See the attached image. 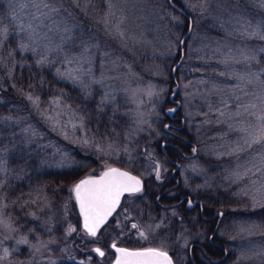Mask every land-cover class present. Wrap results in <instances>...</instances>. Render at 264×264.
<instances>
[{"label":"rangeland","instance_id":"rangeland-1","mask_svg":"<svg viewBox=\"0 0 264 264\" xmlns=\"http://www.w3.org/2000/svg\"><path fill=\"white\" fill-rule=\"evenodd\" d=\"M175 1L192 21L181 58L179 42L187 26L167 0H78L79 7L72 0H57L62 10L45 21L46 27L33 32L31 39L28 26L36 24L31 19L36 9L30 0H0V28H8V39L2 35V40H13L22 54L53 69L58 81L83 100L95 101L98 112L109 111L111 127L97 133L83 113L59 99L46 105L28 100L29 109L0 125L3 131L14 128L24 149L53 170H70L83 161L93 167L86 176L99 175L105 166L120 168L122 164L128 171L135 167L138 176L148 179L155 175L156 162L162 166L161 174L165 170L152 144L167 137L165 111L176 101V125L182 123L191 135L189 155H195L178 163L179 186L192 199L205 192L214 199L219 198L218 193L225 196L216 201L222 209L211 216L215 220L208 241L221 242L226 259L222 264H264V146L247 149L244 145L248 137L244 130L251 131L250 125L256 124L248 113L264 110V51H260L264 49L260 39L264 8L261 0ZM21 4L29 6L21 8ZM2 61L0 68L4 67ZM178 62L174 81L171 71ZM105 97L108 103L102 105ZM85 139L88 145L83 144ZM241 145L246 150L236 151ZM6 158L2 148L0 171L6 170ZM173 170L171 167L169 172ZM141 195L124 198L110 219L115 225L103 228L98 244H93L83 233L70 191L68 199L55 209L44 191L30 193L17 207L21 218L27 214L32 221L28 233L22 234L12 220L16 232L0 229V255L4 248L10 253L3 264H58L77 257L112 264L115 254L108 245L115 241L124 247L121 240L132 223L139 224L147 235L146 248L163 247L173 254L174 264H187L188 253L200 249L193 242L198 236L185 229L173 241L155 237L162 221L141 222L135 204ZM3 204L0 200V206ZM221 212L223 216L216 217ZM126 213L130 219H125ZM69 225L77 231L66 235ZM35 226L32 242L29 234ZM6 235L10 238L4 239ZM22 237H27V245L16 243ZM94 246H101L105 256L91 252Z\"/></svg>","mask_w":264,"mask_h":264},{"label":"trees","instance_id":"trees-1","mask_svg":"<svg viewBox=\"0 0 264 264\" xmlns=\"http://www.w3.org/2000/svg\"><path fill=\"white\" fill-rule=\"evenodd\" d=\"M176 4L182 8L178 3ZM184 22L188 26L187 20ZM0 40H2V35H0ZM10 53L11 55H9ZM0 60H3L4 65L3 68H0V123L13 120L18 113L29 109L27 108L28 99L26 97L31 95L34 99L38 97V103L41 105L59 99L64 105L77 108L80 113L84 114L88 126L93 127L99 134H101V130L104 129L106 132L111 127L107 122V112L109 111L98 112V104L95 101L83 100V96L56 79L53 69L38 63L29 54H22L13 40H5L0 44ZM7 130L10 132L6 133ZM7 130L3 131L0 125V150L3 148L7 153L6 172L3 169L0 171V185H2L0 198H4L2 202L8 205L5 208L6 216H10L12 222L18 225L21 233L25 234L28 233V223L32 221L27 214L21 218L18 213L17 207L22 202L20 200L30 193L44 191L47 198H52L53 207L51 208L55 209L68 199L70 187L84 178L93 167L91 168L92 165L87 162L79 161L78 166L70 170H53L46 164H41L39 158L36 159L37 157L32 152L29 154L24 149L23 141L14 136V128H7ZM181 136L193 142L186 128L181 130ZM163 140H167L175 148L165 147L164 150H161V142L156 141L152 144V148L156 151L165 170L159 180L156 179L155 175L143 179V192L141 196L136 197L135 203L138 208L139 219L143 223L162 221L163 226L156 231L155 237L169 238L173 241L181 232L180 230L185 231V229L191 231L192 235H197L198 237L193 242L199 244L200 249L192 251L191 254L188 253L187 264H208L209 261L210 264H222L226 260L223 246L218 239L215 241L217 247L208 241V236L213 232L214 220L207 218L222 209L221 202L218 201L219 204H217L216 201L225 196L218 193L219 198L214 199L209 192L199 194L196 198L202 201V205L200 210L197 207L195 211L166 207L168 204H172L173 199L184 195L180 186L175 189V194L172 196L161 194L169 187L168 171L172 167L170 160L178 163L184 162L182 153L186 151L187 147L184 141L178 139L164 138ZM192 145L191 143L190 146ZM144 161H147V158ZM119 166L122 168V164ZM129 171L136 175L140 174L135 167H131ZM173 211L176 213L175 215H173ZM23 220L27 223L24 224ZM109 224L115 225V220H110ZM128 230L129 232L121 240L122 246L132 249L147 247V235H145L146 239L141 238L137 230ZM36 232L37 226L29 234L32 242ZM102 232L103 230L100 233ZM107 243L108 238L105 244ZM87 244L86 250L88 249ZM170 254L173 257V254ZM213 260L217 263H213ZM95 261L94 258L86 261L83 257H77L70 261L62 260L58 264H96Z\"/></svg>","mask_w":264,"mask_h":264},{"label":"snow or ice","instance_id":"snow-or-ice-1","mask_svg":"<svg viewBox=\"0 0 264 264\" xmlns=\"http://www.w3.org/2000/svg\"><path fill=\"white\" fill-rule=\"evenodd\" d=\"M72 2L76 7H79L78 0H72ZM30 5L36 9V12L31 14V19L36 21V24L35 26L32 24H29L28 26L30 29L28 32L29 39L32 38V33L36 32L38 28L47 26L45 21L50 20L53 14H59L62 10L61 7L57 6V0H30ZM28 6L29 5L27 4L20 5L21 8ZM260 7L264 8V0H261ZM105 23H107V21H105ZM21 31H24V29H21ZM65 31H68V29H65ZM118 34L122 35V33ZM252 34L255 35L256 33ZM0 35H3L4 39H8V28H0ZM260 39L264 40V34L260 35ZM3 42V40H0V44ZM181 43L184 42L181 41ZM19 47L21 49H27L28 46L20 44ZM32 50L34 51L35 49ZM260 51H264V49H260ZM9 55H11V53ZM250 58L255 59V56ZM245 59H249V57H245ZM262 71H264V69H262ZM221 75H223V73H221ZM72 79L75 80L76 77H72ZM147 94L149 96L153 95L151 91ZM26 98L32 101L33 104H37L39 99L38 97L34 99L31 95H28ZM105 103H108L107 97L101 101L102 105ZM250 107L254 108L255 105H251ZM168 111L173 112L175 110L169 109ZM245 112H248L247 106L245 107ZM248 115L255 118L256 124L250 125L251 131L248 129L244 130L248 133L247 139H244V145L247 146V149L253 148L254 145L264 146V110H261L260 113L249 112ZM49 119H51V117H49ZM164 127L167 128L168 125H165ZM25 131H27V129H25ZM89 143V140H83L84 145H88ZM245 150L246 149L243 145L236 149V151ZM98 151L103 152V149L98 147ZM195 151L196 149H193V152ZM161 167V164L156 162L155 175L157 180L161 178ZM0 187H2V185H0ZM69 191L71 193V198H74L75 203L79 208L84 235L89 238V242L98 244V234L108 225L109 218L116 213L117 208L121 204L122 198L125 197L126 194L127 196H136L137 194L142 193L143 185L141 179L132 175L130 172L116 167L105 166L98 176H85V178L75 182L70 187ZM2 199L4 198H0V200ZM192 205L193 201L189 199V208H191ZM7 207V204L0 206V229L8 233H14L18 229L13 227L11 217L5 216L3 212V209ZM175 214L176 213L173 211V215ZM219 215L223 216V213L221 212ZM125 219H130V216H128L127 213L125 215ZM116 227H121V223L119 221L116 222ZM156 227L159 228L161 225L158 224ZM131 229L137 230L139 232V236L146 239L145 232L140 230L139 224L132 223ZM29 231H31V229ZM76 231L77 229L75 227L69 225L66 235H71ZM9 238L10 236L7 235L4 237V239ZM16 243L27 245L29 242L27 237H22L17 240ZM108 246L116 253L115 264H174L172 257L163 247H148L130 250L128 248L118 247L115 241ZM90 251L99 257L105 256V251L102 250L101 246H94L90 249ZM9 255L10 253L8 248H4L3 254L0 255V264L6 262ZM89 259H91V257H89Z\"/></svg>","mask_w":264,"mask_h":264},{"label":"flooded vegetation","instance_id":"flooded-vegetation-1","mask_svg":"<svg viewBox=\"0 0 264 264\" xmlns=\"http://www.w3.org/2000/svg\"><path fill=\"white\" fill-rule=\"evenodd\" d=\"M175 7L177 8V6H175ZM177 120L171 121V125L172 126L169 127L167 130H165L164 132L166 133L167 139H178L180 141H184V143L186 144L187 149H186L185 152L182 153V158L184 160H188L189 158H192V157L195 156L194 154L193 155H189L190 154L189 153L190 152V149L192 147V146H190V144L191 143L193 144V142H191V141H189V140H187V139H185L184 137L181 136V130L184 128V125L181 123L180 126H177L176 125L177 122H178ZM165 122L168 123L167 122V119H165ZM165 141H167V140H165ZM165 141H163V142H165ZM166 148H173L174 149L175 147L172 144L169 143V145L166 146ZM170 163H171V166L174 167V170L173 171H170V172L168 171V173H169V175H168V177H169V187L161 194L163 196H172V195H174L175 194V192H174L175 189H177L178 186H179L177 172H178V169H179L180 165L178 164L177 161H173V160H170ZM176 169H177V171H176ZM189 199H191L194 202L198 198L192 199L189 195L184 194L182 196H179V197L173 199L172 200V204H168L166 207L180 208V209H185L187 211H195V210H197V207H198L199 210H200V207L199 206H195L194 208L189 209L188 208V200ZM200 203H201V201H200ZM200 215H202V213H200ZM207 219L209 220L211 218H207ZM212 245H214L215 247H217V244H215V242H213ZM213 263H217V262L214 261Z\"/></svg>","mask_w":264,"mask_h":264},{"label":"water","instance_id":"water-1","mask_svg":"<svg viewBox=\"0 0 264 264\" xmlns=\"http://www.w3.org/2000/svg\"><path fill=\"white\" fill-rule=\"evenodd\" d=\"M167 2L171 5V6H174L173 5V2H172V0H167ZM183 16H185L186 18H187V20H188V28H187V32L185 33V35L181 38V40H180V42H179V50H180V54L182 55V53H183V47H184V44H185V42H186V40H187V38L189 37V34H190V29L192 28V24H191V21H190V18L188 17V15L186 14V13H184L183 11H181V10H178ZM181 41H183L184 43H181ZM179 66V62L174 66V68H173V70L171 71V75H172V78H173V80H174V76H175V71H176V69H177V67ZM175 93L174 94H172L171 96H170V100L173 102L174 100V97H175ZM172 109H174L175 111H173V112H167V116H168V118L170 119V120H173L174 119V115L176 114V112L178 111V106L176 105V106H174ZM168 125V127L167 128H165L164 127V130H167L170 126H172L171 124H167ZM167 145V143H163L162 144V147H165ZM116 168H118V167H116ZM121 169V168H120ZM121 170H124V169H121ZM124 171H126V170H124ZM132 174V173H131ZM132 175H134V176H137V175H135V174H132ZM138 178H140L139 176H137ZM141 179V178H140ZM141 181H142V185H143V180L141 179ZM125 196H127V194L125 195ZM123 199V198H122ZM122 201V200H121ZM198 204H200V200H196V201H194L193 202V205H192V207L191 208H194L196 205H198ZM77 206V205H76ZM188 208H189V206H188ZM191 208H189V209H191ZM77 210H78V213H79V208H78V206H77ZM114 215V214H113ZM79 216H80V213H79ZM216 217H218V218H221L222 216H220L219 215V213H217L216 214ZM111 218V217H110ZM110 218H109V220H110ZM80 219H81V226H82V218L80 217ZM119 247V246H118ZM113 250V249H112ZM131 250V249H130ZM113 252H114V254H115V258H116V253H115V251L113 250ZM99 257V256H98ZM112 264H115V259H114V261L112 262Z\"/></svg>","mask_w":264,"mask_h":264},{"label":"bare ground","instance_id":"bare-ground-1","mask_svg":"<svg viewBox=\"0 0 264 264\" xmlns=\"http://www.w3.org/2000/svg\"><path fill=\"white\" fill-rule=\"evenodd\" d=\"M173 2L176 4V1H175V0H174ZM176 5H177V4H176Z\"/></svg>","mask_w":264,"mask_h":264}]
</instances>
